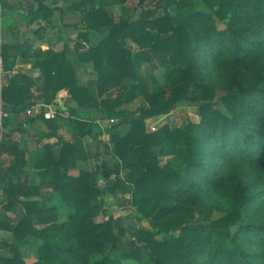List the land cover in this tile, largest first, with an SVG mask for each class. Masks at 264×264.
I'll return each instance as SVG.
<instances>
[{"label": "trees", "instance_id": "1", "mask_svg": "<svg viewBox=\"0 0 264 264\" xmlns=\"http://www.w3.org/2000/svg\"><path fill=\"white\" fill-rule=\"evenodd\" d=\"M34 1L36 16L44 21H50L60 10L52 0ZM217 3L211 15L205 12L208 0H139L138 17L129 15L117 20L105 8L98 7V0H73L70 9L81 11L86 25L79 36L90 43L89 33L100 35V40L90 43L88 49L98 79L88 87H81L65 52L38 51L34 55L41 59L44 96L51 101L57 92L70 87L81 107L100 109L104 118L120 119L119 124L127 121L126 112L119 107L141 97L140 114L128 120L132 125L130 133L122 137L118 124L111 131L115 153L124 166L131 168V177L121 181L120 165L111 166L104 160L102 177L108 187L99 188L97 173L86 170L76 176L70 173L81 152L78 147L64 142L56 158L51 146L46 145L35 163L37 172L42 183L50 185L59 193L63 204L74 210L67 220L59 222L55 207H46L39 199L30 200L40 197L38 187L25 188L14 181L20 173L24 153L16 144L2 143L0 153L9 145L7 149L16 158L13 165L0 171V186L8 196L4 207L20 209L21 219L5 227L0 222V227L11 231L15 238L14 244L5 245L14 257H0V263L28 264L22 255V244L26 242L27 248L37 250L38 259L32 264H124V260L137 264H264V213L254 215L257 208H264V86L259 85L264 82V0H219ZM173 6L177 8L176 15L169 12ZM197 21H206L212 26L209 36L198 33ZM216 22L226 27L217 29ZM148 31L154 33L151 44L154 52L177 51L182 63L192 64L197 54L204 53L201 43H210L218 52L224 51L231 64L259 82L219 95L211 85L199 86L196 75L188 69L185 74L188 83L173 84L172 98L166 101L154 77L147 79L138 75L133 52L125 45L127 39ZM0 54L9 60L6 50L0 49ZM117 87L123 93L109 99L107 94ZM28 93L27 87H19L13 78L2 92L5 110L17 113L25 110ZM181 102L199 106V123L186 119L182 130L166 124L158 130L147 131L148 119L170 114ZM219 103L224 109L219 108ZM47 123L50 137L59 124ZM74 130L79 139L92 135V127L81 131L75 126ZM211 138L215 140V151L222 157L250 165L259 184L251 191L241 176L232 179L226 188L233 199V208L216 220L199 210L195 200L192 206L180 200V194L195 182L194 175L206 168L202 149L204 145L209 146ZM93 142L98 150L97 135ZM156 147L160 148L158 155L154 152ZM89 155L99 154L91 148ZM174 155L183 158V165L162 164L161 157ZM113 174L117 176L114 180ZM206 177L202 180L207 184L219 182L211 175ZM107 191L113 196L139 191L140 196L133 199L132 205L144 219L155 224L158 234L165 239L158 240L154 233L139 229L130 236L128 248L120 249L122 237L129 233L122 217L108 213ZM99 216H103L102 221L97 220ZM31 238L36 242L31 243ZM108 246L111 252L92 260Z\"/></svg>", "mask_w": 264, "mask_h": 264}, {"label": "crops", "instance_id": "2", "mask_svg": "<svg viewBox=\"0 0 264 264\" xmlns=\"http://www.w3.org/2000/svg\"><path fill=\"white\" fill-rule=\"evenodd\" d=\"M52 1L55 2V6H58L60 10L56 11L50 21H44L37 18L36 16L35 10L37 8V4L34 0H0V49L4 50V52L6 50L9 57V60L7 61L4 58L5 74L0 77V98L2 99L3 89L9 85L13 78L17 79V84L19 87L26 86L29 91V93L26 94L28 98H26L27 96L24 97L26 98L25 103L28 104V107L25 110H22L19 113L14 112L13 110L6 111L7 122L5 125L7 128L4 133L6 137L0 138V145L6 141L7 143H11L10 146L15 144L18 145V150L24 153L23 159L21 161H29L30 155H33L35 152L28 154V152H26V150L21 147L19 143L21 139H19L17 134L13 133L17 129L16 131L26 134L25 136H27L29 140H34L35 147L40 144L42 145L41 148L44 149L46 145H50L55 157L59 158L63 148V143H73V140H75L73 139L74 136H78L74 130L75 126H78L81 131H85L86 128L92 127V135L89 134L84 138L80 137V139H87L88 144L86 146H88L91 142H93L94 136L97 135V142H100L98 150L91 145L89 146L90 149L94 148V150L98 152L99 155L91 157L88 154L87 158L93 159L105 154V152L113 154L115 151V147L112 144L113 138L111 134L113 126L118 124L117 130L122 137L128 135L132 127L128 120L129 118L140 114L139 108L142 104V99L140 98L141 103L136 110H131L130 106L132 102H136V100L139 98L124 102L119 107V110H123L127 114V121H124L122 124H119V122H121L120 119L109 120L104 118L100 109L81 107L78 104V101L73 97L70 87H65L64 89L60 90L56 93L55 97L51 101H47L46 96H44L45 92L43 90L45 81L43 70L40 65L41 59L38 60L34 54L38 51L48 50L55 53L65 52L66 58L75 69L78 85L81 87H88L92 82H96L98 79V73L94 70L93 62L88 50L89 44L98 42L100 40V35L95 32L89 33L91 40L90 43L86 42L79 36V34L86 29V25L83 21L82 12L72 11L70 9V5L73 0ZM139 39L138 37L134 39H127L125 41V45L133 52L134 66L138 75L145 78H151L152 75H154L152 73L153 70L150 69V73L147 74L149 67L148 65L151 63V58L158 55V60L160 58L163 62H165L167 58L166 56L159 55V53L154 52L151 48V43L148 45V47L145 44L138 43L137 40ZM32 54L34 55L33 57L30 56ZM172 55H174L175 59L174 63L171 62L173 65L176 66L182 63L175 51L172 52ZM140 70H143L144 72L142 71L143 73L141 74ZM163 92L165 100H171L173 93L170 92L168 95L165 93L166 91L164 89ZM122 93L123 90L120 87H117L112 89L107 94V96L109 99H115ZM181 105H186V103H179L174 111L179 109ZM49 110L55 114V117L52 119H46L44 117V113ZM21 114L24 116L22 126L20 127L15 124H11V120ZM112 120H114V123H112ZM47 121H57L59 124V128L55 131V134L50 137L48 136L50 133V128ZM163 121L164 116L148 119L146 121L147 131L152 132L168 124L164 123ZM191 121L194 123L200 122V120L197 122L193 120ZM106 122H108L109 126H111V130H105ZM182 129L184 128L176 130ZM55 143L62 144L59 155H56L53 149ZM89 146L87 153H89ZM8 147H5L0 153V159L3 160L2 162H6L4 160L10 161L11 158L16 161L15 156L12 155L7 149ZM37 157V155L33 157L34 163H36L40 156L38 158ZM104 160L109 165L113 166V164H110V160L106 158ZM115 161L117 160L115 159ZM8 167L9 166L4 168L6 169ZM0 171L2 170L0 169ZM62 171H64V169H62ZM20 174L21 171L16 177H18ZM38 177L39 181H37V184L31 187H39L41 192L40 200L44 202L46 207L56 208L57 203L50 204L48 201L50 200L49 197H51V195L56 196L57 200H59V193L54 191L48 192L46 189H54L50 185L43 184L39 174ZM24 178L25 179H23V181L25 182L27 177ZM106 185L107 184L105 183L104 187H106ZM34 199L35 198L31 200ZM20 200H22V198H20ZM58 202L62 203L63 205L61 197ZM6 203L7 200L1 205L2 210L0 209V222H2L1 226L4 227L8 225H14L21 219L20 209H12V213H14L12 214L11 211L4 207ZM4 227H0V257L12 258L14 257L13 253L5 245L14 244L15 238L13 233L9 230H6ZM22 246L23 251L26 249L29 251L32 250L31 248H27L29 245L26 242L23 243ZM4 251H9L12 256L4 255ZM23 251L22 255L25 259Z\"/></svg>", "mask_w": 264, "mask_h": 264}, {"label": "rangeland", "instance_id": "3", "mask_svg": "<svg viewBox=\"0 0 264 264\" xmlns=\"http://www.w3.org/2000/svg\"><path fill=\"white\" fill-rule=\"evenodd\" d=\"M123 3H116L115 0H98V7L105 8L110 15L114 16L115 19L119 20L121 18H125L126 16H133L134 18L138 17L140 13V8L138 7L139 0H122ZM219 0H208V6L205 8V12L212 15V10L216 9L217 2ZM162 13V10L160 11ZM169 12L172 15H176L178 13L177 8L175 6L171 7ZM216 21V20H215ZM195 27L198 31V33L202 36H209L210 31H212L211 27L209 26V23L206 21H197L195 23ZM215 27L217 29H223L226 27L224 23H215ZM154 33L151 31H148L144 34H141L138 36V43L150 45L153 42ZM203 45L204 53H199L196 55L195 61L190 63H180L179 65H173L171 62L174 63V55L172 53L170 54H161L166 56L167 60L165 62L161 61L158 55L151 58V63L148 65V71L147 74L150 73V69L153 70L152 77L156 79V81L160 84L161 88L164 89L166 94H170L171 88L173 84L179 81H183L185 83H188V81L185 78L186 71L188 69H191L192 72L197 77V84L199 86H202V84L211 85L215 88L216 93L219 95H227L228 93L236 92L240 87L247 85V84H257L259 81L254 77L251 76L249 73L244 71L242 68H237L235 65L231 64L228 61V57L225 54V52H218L217 48L210 43H201ZM158 53V52H156ZM176 54L178 55L177 51ZM143 71V70H142ZM140 70V73L142 72ZM155 72V73H154ZM140 76V75H139ZM141 77V76H140ZM145 78V77H142ZM148 79V78H147ZM181 79V80H180ZM260 86H264V82H261L259 84ZM151 87L153 85L151 84ZM139 99L136 100V102H132L130 108L131 110H136L141 103V97H138ZM141 98V99H140ZM220 109H224L221 103L218 104ZM24 116L21 114L14 119L11 120V124H15L17 126H22L24 121ZM189 118L193 121H199L201 120V116L199 114V106L197 105H189L186 103V105H181L179 109H177L174 112H171L170 114L164 116V123L170 124V126L174 129H180L185 127V121ZM9 124V121H8ZM7 124V125H8ZM7 126L4 125V129L0 131V138L6 137L4 135L5 130ZM114 128V127H113ZM111 126H109L108 122H106L105 130H111ZM17 130V129H16ZM14 131V134H17L19 139L21 141L19 142L21 147L28 152L30 155L29 161L24 160L23 162L20 161L19 169L21 171V174L18 177L14 178L15 182H19L22 187H31L37 184V181H39L38 172L35 167L34 163V156L37 155L40 156L43 149L41 148L42 145H38L35 147V141L29 140L26 134L19 131ZM67 132V130H66ZM65 136V135H64ZM18 139V138H17ZM18 139V140H19ZM75 139V140H73ZM72 140L74 141L73 144L78 147V150H81V152L78 155L77 164L74 170H71L70 173L72 175H78L79 171L86 170L89 172L97 173V187L99 188H105L104 187L105 182L102 177V162L104 159L110 160V164H113L115 166L116 164L120 165V174L119 179L121 181H125L128 177H131V168L126 167L123 165V162L119 160L117 157L115 151L114 153H107L102 154L101 156H98L93 159L87 158L88 146L91 145L95 148V143L91 142L88 146L87 139H79L78 136H74ZM62 143V142H61ZM55 143L53 146V149L55 151L56 155H59V151L62 148V144ZM209 146L204 145L202 149L203 157H204V164L205 169H202L198 174L194 175L195 182L187 187V189L180 194L181 198L180 200L186 203L189 206H192L194 200L196 205L198 204V209L201 211H205V213L209 216L210 219H219L220 217L224 216L228 211H230L233 208V199L229 193V191L226 188V185L232 181V179L241 176L243 178L244 183L247 185H250V190L253 191L259 184L258 182H255L256 180V173L252 169L250 165L244 166V164H241L238 160H232L228 158H224L215 151V140L211 138V140H208ZM114 145V143H112ZM93 148V150H94ZM37 150V151H36ZM90 150V146H89ZM106 150V149H105ZM154 152L158 155L160 152V148H155ZM111 154V155H110ZM110 155V156H109ZM37 157V158H38ZM26 158V155H25ZM115 159L117 161H115ZM162 164H166L168 162H171L174 166L180 167L183 165V158L179 155L169 156V157H161ZM3 160L0 159V169H5L4 167L9 166L10 164H14L16 161L11 158L10 161L4 160L6 162H2ZM26 161V162H25ZM23 163V164H22ZM112 166V165H111ZM211 175L216 181L219 180L217 183H205L202 179L207 178L206 176ZM24 177H27L25 182L23 179ZM29 178V179H28ZM117 178L115 174L112 175L111 179L114 180ZM18 183V184H19ZM110 186V185H109ZM39 188V187H38ZM48 192H53L52 189H46ZM108 190V189H107ZM40 192V189H39ZM56 192V191H54ZM139 191H133L130 194L124 195V194H118L117 196H113L110 192L107 191L105 198L107 200L106 209L109 214L115 216V217H122L124 222V228L129 233L128 235L122 237L121 243L119 244L120 249H127L130 244V236L135 235V230L144 229L149 232H152L156 235V238L158 240H163L165 237L161 234H158V229L155 226L153 222H151L148 219H144L142 215L139 213L137 208L132 205V201L134 198L139 197ZM58 196V195H57ZM59 195V200H60ZM22 200H24L23 197H21ZM39 199L41 198V192L40 197H31V199ZM50 200L48 203L50 204H56V209L59 214V222L67 220L73 213L74 210L67 205H62V203L58 202L56 196L51 195L49 197ZM196 198V199H195ZM8 200V196L3 189L2 186H0V207L1 205ZM2 210V207L0 208ZM12 213V209H8ZM254 212V215H260L264 213V208H257ZM10 213V214H11ZM14 214V213H12ZM17 218V217H16ZM18 220V219H17ZM98 221L103 220V216H99L97 218ZM236 228L233 229L235 231ZM31 243H35L36 239L31 238L29 239ZM36 248L32 250H24L23 254L28 262V264H32L36 262L37 258V252ZM111 252V247L108 246L104 252L97 253L95 256L92 257L93 259H100L105 254H108ZM4 255L12 256V254L9 251H4ZM14 255V254H13ZM124 264H137L136 261H128L124 260ZM148 264H151L148 262Z\"/></svg>", "mask_w": 264, "mask_h": 264}, {"label": "built area", "instance_id": "4", "mask_svg": "<svg viewBox=\"0 0 264 264\" xmlns=\"http://www.w3.org/2000/svg\"><path fill=\"white\" fill-rule=\"evenodd\" d=\"M4 74H5V60L3 55L0 54V77H2ZM44 117L46 119H52L55 117V114L49 110L44 113ZM6 118H7V112L5 110V104L3 100L0 98V131L3 130L4 128ZM112 123H114V120H112Z\"/></svg>", "mask_w": 264, "mask_h": 264}]
</instances>
